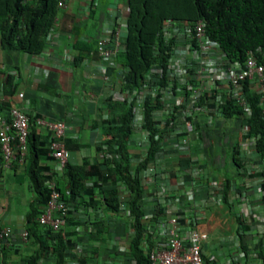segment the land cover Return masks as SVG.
Returning <instances> with one entry per match:
<instances>
[{
	"label": "crops",
	"instance_id": "obj_1",
	"mask_svg": "<svg viewBox=\"0 0 264 264\" xmlns=\"http://www.w3.org/2000/svg\"><path fill=\"white\" fill-rule=\"evenodd\" d=\"M127 12L124 0H66L40 54L0 49V106L15 107L30 118L63 121L68 164H85L87 169L105 156L119 161L118 154H107L109 131L130 108L126 148L129 170L142 188L143 253L166 220L179 215L194 219V226L207 234L202 254L210 264H264V148L261 153L256 150L242 117L222 114L227 57L217 45L197 48L187 22L165 21L162 37L171 45L166 84L159 87L161 69L153 65L141 86L125 87L127 69L115 55L100 58L96 42L107 39L112 46L116 36L121 52ZM196 92H201L199 99ZM145 104L155 107L151 119L158 149L148 167L135 172L149 148L143 128ZM35 132L34 142L47 147V133ZM37 164L43 185L58 182L67 201L69 216L60 231L67 244L63 264H136L126 184L111 172L102 181L93 174L71 195L65 169L48 152L38 154ZM28 165L15 163L6 169L0 162V226L11 231L0 264H26L38 251L33 237L21 239L30 206L36 212L44 207L36 201ZM111 190L116 209L107 202ZM40 253L36 264H55L50 243Z\"/></svg>",
	"mask_w": 264,
	"mask_h": 264
},
{
	"label": "trees",
	"instance_id": "obj_2",
	"mask_svg": "<svg viewBox=\"0 0 264 264\" xmlns=\"http://www.w3.org/2000/svg\"><path fill=\"white\" fill-rule=\"evenodd\" d=\"M127 4L125 21V38L122 51L116 53L117 61L127 69L124 78L125 87H139L144 83L147 72L153 65L161 69L158 85L163 87L167 82L168 59L170 57V42H164L162 30L165 21L187 22L190 29L192 24L201 19L204 22V33L207 41L215 43L225 54L229 62L243 65L248 52L257 60L264 53V0H124ZM58 0H0V49L3 51H18L21 53L40 54L46 44V37L57 17ZM243 91L250 106V115L246 118V135L256 140V150L261 153L264 148V118L260 113L259 95L252 93L245 84ZM121 107L124 106L120 105ZM3 109V107H2ZM155 107L144 105L143 128L147 131L149 148L146 157L138 164L135 172L148 167L158 149L159 137L151 119V111ZM4 110V109H3ZM221 111L225 118L242 117L241 110L233 105L226 97ZM132 111L124 109L118 120L110 128L111 140L107 141L108 155L118 154L119 161L105 159L89 169L86 165L73 166L67 163L65 174L69 183V192L74 195L81 181L88 175L96 174L106 180L110 172L117 175L129 190L127 206L133 219L134 237L130 243L132 255L136 264H150L140 248L143 229L140 222L142 188L136 174L130 172L129 154L126 140L131 132L130 121ZM35 128L30 127L28 136V177L33 190L37 194V202L46 204L48 190L43 185L40 167L37 164L39 153H47V147L34 142ZM112 142V144H111ZM47 145V143H46ZM41 175V176H40ZM49 175H44L48 177ZM58 191L67 203L62 188ZM264 188V185H262ZM225 185L223 201H226ZM114 190L107 199L112 209L117 208ZM42 210V209H41ZM30 206L27 214L26 227L28 237H33L38 243V251L31 256L26 264H36L41 251H47L49 243L55 264H63L67 244L60 232L52 233L40 228L36 222L41 212ZM35 218V219H34Z\"/></svg>",
	"mask_w": 264,
	"mask_h": 264
},
{
	"label": "built area",
	"instance_id": "obj_3",
	"mask_svg": "<svg viewBox=\"0 0 264 264\" xmlns=\"http://www.w3.org/2000/svg\"><path fill=\"white\" fill-rule=\"evenodd\" d=\"M65 2L66 0H58V8H65ZM190 31L192 41L197 48L204 50L209 45H216L207 41L204 33V22L201 19L192 24ZM118 46L116 36H114L112 46L107 39H99L96 42V53L100 58H110L116 55ZM224 74L228 87L225 97L241 110L243 117L247 118L250 115V106L243 91L246 84L252 93L259 95L260 113L264 118V53L257 60L251 52H248L242 66L237 62L228 61L224 66ZM202 93L207 94L208 90H202ZM197 94L196 98L199 99L201 92ZM18 96L21 97L22 94L20 93ZM206 97L209 99L211 95H206ZM31 126L47 133L48 155L64 170L69 160V151L64 146L65 123L39 116L30 118L15 107L3 110L2 106H0L1 166L10 169L15 163L27 162L28 136ZM185 127L189 129L191 123L186 121ZM148 171L154 176L152 167H149ZM46 188L48 199L38 214L36 222L40 228L57 233L66 226L69 209L54 181L47 182ZM194 225L195 221L190 217L182 218L179 215L169 217L165 226L158 232L156 241L145 251L149 263L210 264L202 254V246L208 236ZM10 234V229L0 226V254L2 247L8 243ZM21 239L23 242L28 239L26 230L22 232Z\"/></svg>",
	"mask_w": 264,
	"mask_h": 264
},
{
	"label": "rangeland",
	"instance_id": "obj_4",
	"mask_svg": "<svg viewBox=\"0 0 264 264\" xmlns=\"http://www.w3.org/2000/svg\"><path fill=\"white\" fill-rule=\"evenodd\" d=\"M101 1H102V0H101ZM240 120H241V124L244 126L245 123H246V118L242 116V118H240ZM245 126H246V125H245ZM229 155H230V154H229ZM229 155H227V157H228ZM229 158H230V157H229ZM229 158H228V159H229Z\"/></svg>",
	"mask_w": 264,
	"mask_h": 264
}]
</instances>
